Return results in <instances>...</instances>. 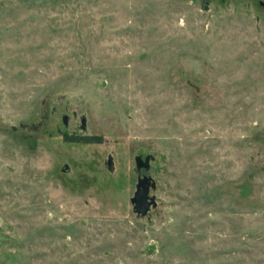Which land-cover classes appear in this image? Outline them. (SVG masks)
<instances>
[{"label": "rangeland", "instance_id": "374dc122", "mask_svg": "<svg viewBox=\"0 0 264 264\" xmlns=\"http://www.w3.org/2000/svg\"><path fill=\"white\" fill-rule=\"evenodd\" d=\"M260 2L0 0V264H264Z\"/></svg>", "mask_w": 264, "mask_h": 264}, {"label": "water", "instance_id": "95a60500", "mask_svg": "<svg viewBox=\"0 0 264 264\" xmlns=\"http://www.w3.org/2000/svg\"><path fill=\"white\" fill-rule=\"evenodd\" d=\"M260 4L264 7V2H260ZM61 119H62V123L66 124L65 123L66 115H63ZM79 121H80L81 129H83L84 128V125H83L84 117L81 116ZM106 165L108 167V170L112 171L113 167H112L111 159L109 156L107 157ZM134 166L137 171H139L140 169H143V170L148 169L149 156L146 155L142 158L140 155H135L134 156ZM66 169H67V165L64 164L62 167V171ZM152 186H153V183L149 179V177L145 175L137 177L133 194L129 199L130 203L132 204V208L137 215L144 216L146 212L149 210V208L155 205L153 196L148 195L149 187H152Z\"/></svg>", "mask_w": 264, "mask_h": 264}, {"label": "trees", "instance_id": "16d2710c", "mask_svg": "<svg viewBox=\"0 0 264 264\" xmlns=\"http://www.w3.org/2000/svg\"><path fill=\"white\" fill-rule=\"evenodd\" d=\"M87 138L92 139V138H95V137H92V136L83 137V139H87Z\"/></svg>", "mask_w": 264, "mask_h": 264}]
</instances>
